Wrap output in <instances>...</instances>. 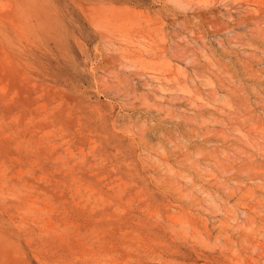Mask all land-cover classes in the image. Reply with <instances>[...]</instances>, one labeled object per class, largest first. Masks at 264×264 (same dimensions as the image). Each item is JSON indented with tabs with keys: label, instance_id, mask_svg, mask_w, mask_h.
<instances>
[{
	"label": "rangeland",
	"instance_id": "374dc122",
	"mask_svg": "<svg viewBox=\"0 0 264 264\" xmlns=\"http://www.w3.org/2000/svg\"><path fill=\"white\" fill-rule=\"evenodd\" d=\"M0 264H264V0H0Z\"/></svg>",
	"mask_w": 264,
	"mask_h": 264
},
{
	"label": "bare ground",
	"instance_id": "6f19581e",
	"mask_svg": "<svg viewBox=\"0 0 264 264\" xmlns=\"http://www.w3.org/2000/svg\"><path fill=\"white\" fill-rule=\"evenodd\" d=\"M255 20V19H254ZM260 21V20H259ZM260 45V44H259Z\"/></svg>",
	"mask_w": 264,
	"mask_h": 264
}]
</instances>
